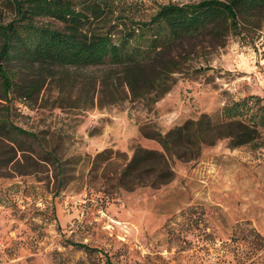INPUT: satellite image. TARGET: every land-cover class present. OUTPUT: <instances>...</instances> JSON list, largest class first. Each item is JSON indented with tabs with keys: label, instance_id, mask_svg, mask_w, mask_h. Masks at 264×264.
I'll use <instances>...</instances> for the list:
<instances>
[{
	"label": "rangeland",
	"instance_id": "374dc122",
	"mask_svg": "<svg viewBox=\"0 0 264 264\" xmlns=\"http://www.w3.org/2000/svg\"><path fill=\"white\" fill-rule=\"evenodd\" d=\"M198 1L121 0L141 14ZM209 42L184 44L194 45L186 68L149 107L124 86L104 92L108 68H20L40 89L30 100L0 93V121L37 139L0 125V264H264V147L203 146L196 160H174L173 181L159 189L125 191L114 180L137 145L161 150L141 137L145 126L164 134L202 114L219 122L242 100L258 113L264 25L246 41ZM107 149L124 156L95 159Z\"/></svg>",
	"mask_w": 264,
	"mask_h": 264
},
{
	"label": "trees",
	"instance_id": "16d2710c",
	"mask_svg": "<svg viewBox=\"0 0 264 264\" xmlns=\"http://www.w3.org/2000/svg\"><path fill=\"white\" fill-rule=\"evenodd\" d=\"M0 7V93L5 99L17 95L30 100L40 89L38 82L20 75V68L103 67L111 74L101 85L104 92L116 95L124 86L132 101L149 107L170 92L173 75L186 68L194 45L185 49V43L210 38L213 48H223L229 37L246 41L264 25V0L168 3L148 14H141L137 4L125 5L121 0H0ZM246 106L245 100L234 102L222 109L219 122L202 114L164 134L145 126L141 137L156 142L161 150L134 147L116 173L117 188L159 189L173 181L174 160H196L203 146L220 140L226 139L232 149L250 144L264 147L259 131L264 130V104L250 115L244 111ZM0 125L37 139L11 123L0 121ZM123 156L107 149L95 159L110 164ZM70 244L91 252L86 245Z\"/></svg>",
	"mask_w": 264,
	"mask_h": 264
}]
</instances>
